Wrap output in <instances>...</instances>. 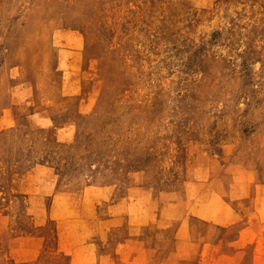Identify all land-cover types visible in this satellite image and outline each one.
Segmentation results:
<instances>
[{
    "label": "rangeland",
    "instance_id": "rangeland-1",
    "mask_svg": "<svg viewBox=\"0 0 264 264\" xmlns=\"http://www.w3.org/2000/svg\"><path fill=\"white\" fill-rule=\"evenodd\" d=\"M0 264H264V0H0Z\"/></svg>",
    "mask_w": 264,
    "mask_h": 264
}]
</instances>
